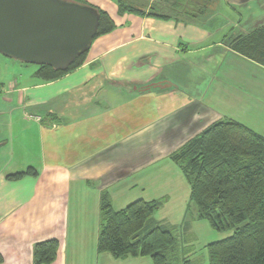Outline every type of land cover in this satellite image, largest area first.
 Here are the masks:
<instances>
[{
	"label": "crops",
	"instance_id": "1",
	"mask_svg": "<svg viewBox=\"0 0 264 264\" xmlns=\"http://www.w3.org/2000/svg\"><path fill=\"white\" fill-rule=\"evenodd\" d=\"M85 1L115 27L80 67L47 82L22 62L0 78V264H34V245L53 238L52 264L111 261L97 251L100 228L88 225L103 192L113 207L134 193L166 198L159 209L179 200L186 215L191 186L171 156L223 119L264 135V67L232 47L264 30V0H122L144 14ZM29 167L39 174L6 178Z\"/></svg>",
	"mask_w": 264,
	"mask_h": 264
},
{
	"label": "trees",
	"instance_id": "2",
	"mask_svg": "<svg viewBox=\"0 0 264 264\" xmlns=\"http://www.w3.org/2000/svg\"><path fill=\"white\" fill-rule=\"evenodd\" d=\"M117 2L121 12L145 13L122 0ZM94 7L100 13L95 39L113 30L115 24L106 11ZM149 14L168 18L165 14ZM232 47L264 67V30L233 39ZM85 54L67 70L39 65L36 77L47 82L57 80L80 67ZM171 158L190 183V200L197 206L198 217L213 229L233 230L231 235L207 244L209 264H264V135L236 120L223 119L189 140ZM38 174L37 169L29 167L6 178L20 180ZM165 201L138 199L115 209L110 194L103 192L97 251L108 252L115 259L150 256L153 264H193L185 258L186 249L176 234L154 218ZM148 224L151 227L146 230ZM58 248L56 238L37 242L34 264H52Z\"/></svg>",
	"mask_w": 264,
	"mask_h": 264
},
{
	"label": "water",
	"instance_id": "3",
	"mask_svg": "<svg viewBox=\"0 0 264 264\" xmlns=\"http://www.w3.org/2000/svg\"><path fill=\"white\" fill-rule=\"evenodd\" d=\"M100 13L74 0H0V53L67 70L98 33Z\"/></svg>",
	"mask_w": 264,
	"mask_h": 264
},
{
	"label": "rangeland",
	"instance_id": "4",
	"mask_svg": "<svg viewBox=\"0 0 264 264\" xmlns=\"http://www.w3.org/2000/svg\"><path fill=\"white\" fill-rule=\"evenodd\" d=\"M129 3L134 5H139L142 7V3L145 0H127ZM22 61L8 58L0 53V78H4L7 75V70L14 68L15 64H20ZM134 193L133 195H135ZM131 196L129 202H122L121 204H115V209H121L131 203L132 201L138 200L140 198H136L137 196ZM179 197V195L175 196V200ZM185 199H188L183 196L182 203ZM113 199L111 198V201ZM113 203V201H112ZM179 203V200L177 201ZM177 203H174V207H166L165 209H159L156 215L154 216L155 220L159 223H162L164 227H167L171 231H173L177 238L179 244L185 249H187L190 253V256H193L198 260L199 264H209L208 252H207V244L212 241L223 239L232 234L233 230H216L211 227V225L203 219H199L196 217L197 207L193 202L192 209L187 211L186 215H183ZM183 208V207H182ZM186 216V217H185ZM101 219L97 217L95 220L89 222V226H94L95 234L100 228ZM72 226V225H71ZM192 226V228H191ZM151 227L149 224L146 228ZM87 236V235H86ZM93 239V234L89 236V240ZM184 247L185 245L188 246ZM108 256L111 254L108 253ZM112 257V256H111ZM113 258V257H112ZM114 260V261H112ZM100 264H153V260L150 256L147 257H129L128 259H111L109 260H100Z\"/></svg>",
	"mask_w": 264,
	"mask_h": 264
}]
</instances>
